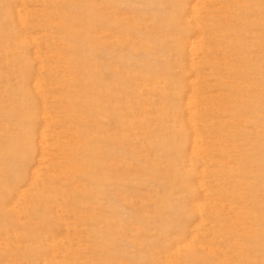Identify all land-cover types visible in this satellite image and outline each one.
Returning a JSON list of instances; mask_svg holds the SVG:
<instances>
[{
  "label": "rangeland",
  "instance_id": "obj_1",
  "mask_svg": "<svg viewBox=\"0 0 264 264\" xmlns=\"http://www.w3.org/2000/svg\"><path fill=\"white\" fill-rule=\"evenodd\" d=\"M0 264H264V0H0Z\"/></svg>",
  "mask_w": 264,
  "mask_h": 264
}]
</instances>
